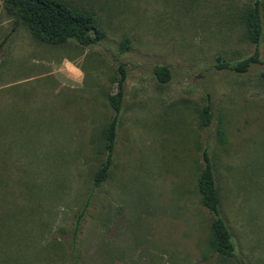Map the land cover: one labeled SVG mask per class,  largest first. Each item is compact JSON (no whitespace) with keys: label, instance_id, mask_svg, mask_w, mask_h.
Wrapping results in <instances>:
<instances>
[{"label":"rangeland","instance_id":"374dc122","mask_svg":"<svg viewBox=\"0 0 264 264\" xmlns=\"http://www.w3.org/2000/svg\"><path fill=\"white\" fill-rule=\"evenodd\" d=\"M64 1L94 12L97 42L51 45L18 25L0 47V264H264L261 64L217 67L253 52L242 24L252 0ZM11 24L0 0V40ZM119 67L111 165L93 185ZM203 151L230 256L209 244L196 192Z\"/></svg>","mask_w":264,"mask_h":264},{"label":"trees","instance_id":"16d2710c","mask_svg":"<svg viewBox=\"0 0 264 264\" xmlns=\"http://www.w3.org/2000/svg\"><path fill=\"white\" fill-rule=\"evenodd\" d=\"M5 12L10 16L12 24L9 31L1 38L0 47L6 41L8 35L18 25H23L30 36L43 43L60 44L67 40H73L81 46L97 42L101 37V31L96 22L94 12L78 8L64 0H2ZM260 0H252L243 10L242 24L250 42L254 45L253 52L234 62L233 64L220 61L217 67L232 70L237 73L246 71L250 63L261 64L259 77L264 80V61L258 58V43L262 35ZM119 76L116 78V90L108 96L114 114L103 125L101 130L104 157L100 165L93 173V185L99 184L108 175L111 165V153L116 129V113L119 111L122 97V82L124 71L118 68ZM155 77L164 82L168 79V69L164 65L153 68ZM209 105L204 104L202 113L203 124L209 119ZM203 165L196 178V192L201 205L211 213L209 224V244L212 250L220 256H230L234 250L231 234L218 212V196L215 186L212 165L205 151L202 152ZM89 197L84 200L77 212L71 230L72 254L74 242L78 233L79 222L88 205ZM77 264V258L73 259Z\"/></svg>","mask_w":264,"mask_h":264}]
</instances>
